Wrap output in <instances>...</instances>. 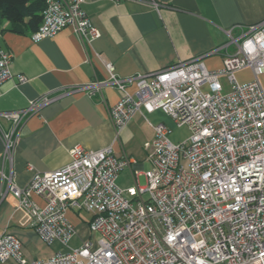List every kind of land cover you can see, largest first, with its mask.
Listing matches in <instances>:
<instances>
[{
  "label": "built area",
  "instance_id": "built-area-1",
  "mask_svg": "<svg viewBox=\"0 0 264 264\" xmlns=\"http://www.w3.org/2000/svg\"><path fill=\"white\" fill-rule=\"evenodd\" d=\"M159 12L160 0H132ZM84 0H47L32 42L71 28L84 47L100 37L83 10ZM236 32V33H235ZM222 67L208 71L203 57L154 73L119 78L105 63L108 78L48 92L20 111L0 113L2 162H11L20 129L31 116L55 101L82 93L91 99L104 87L122 97L110 110L117 133L135 114L161 112L185 140L173 143L163 124L146 123L153 131L150 168L145 185L118 187L129 166L110 147L69 151L64 167L34 173L18 188L0 167V200L10 194L29 218V226L58 250L46 260H26L18 239L0 231V263L17 264H264V21L226 31ZM11 56L0 49V85L11 78ZM248 70L252 80L235 75ZM226 82V90L220 80ZM18 84L26 78L17 76ZM135 86L129 94L126 87ZM205 89V90H204ZM41 198L40 208L31 199ZM89 216V236L78 248L67 213Z\"/></svg>",
  "mask_w": 264,
  "mask_h": 264
},
{
  "label": "crops",
  "instance_id": "crops-1",
  "mask_svg": "<svg viewBox=\"0 0 264 264\" xmlns=\"http://www.w3.org/2000/svg\"><path fill=\"white\" fill-rule=\"evenodd\" d=\"M163 7L156 12L132 0H84L83 10L100 37L84 47L71 28L39 42L31 34H17L0 20V49L11 56V78L0 85V113L25 109L29 102L55 90L85 85L108 78L105 63H110L119 78H133L170 68L177 63L203 57L208 71L222 67L223 54L212 53L226 43V31L264 21V0H160ZM236 33V32H235ZM26 78L18 84L17 76ZM237 76L252 80L248 70ZM238 80V79H237ZM239 81V80H238ZM240 82V81H239ZM241 82V83H244ZM133 94L135 86L126 87ZM122 97L116 88L104 87L88 99L82 93L61 98L29 117L21 126L20 142L12 161L0 167L13 175L16 187L24 188L34 173H48L69 163V151L80 147L96 152L110 147L117 158H127L129 166L117 178L121 189L140 184L150 168L149 150L153 141L151 124L161 123L170 131L173 143L188 136L186 128H176L161 112L135 114L128 125L117 133L110 121V110ZM2 128L6 127L0 122ZM185 130L186 135L180 133ZM177 134V137H176ZM1 191V188H0ZM32 201L42 208L44 202L33 195ZM85 214V213H84ZM81 213L69 211L68 221L76 234L69 245L78 248L89 236ZM7 230L21 244L26 260L49 259L59 245H46L29 226V218L7 194L0 200V231ZM0 264H17L9 260Z\"/></svg>",
  "mask_w": 264,
  "mask_h": 264
},
{
  "label": "trees",
  "instance_id": "trees-1",
  "mask_svg": "<svg viewBox=\"0 0 264 264\" xmlns=\"http://www.w3.org/2000/svg\"><path fill=\"white\" fill-rule=\"evenodd\" d=\"M47 0H0V20L17 34H32L41 24Z\"/></svg>",
  "mask_w": 264,
  "mask_h": 264
},
{
  "label": "rangeland",
  "instance_id": "rangeland-1",
  "mask_svg": "<svg viewBox=\"0 0 264 264\" xmlns=\"http://www.w3.org/2000/svg\"><path fill=\"white\" fill-rule=\"evenodd\" d=\"M237 79L240 81V82H244V80L246 79V77H240V76H237ZM221 81V83L223 84V87H224V89L226 90V82L224 81V80H220ZM205 90V89H204ZM180 135H181V137H183V136H185L186 135V132H185V130H182L181 131V133H180ZM176 137H177V134H176ZM145 185V183L143 182V180H140V184H139V186H144ZM81 219H83V220H86V214H84V213H81ZM68 219V218H67ZM71 224L73 223V225H76L77 223H80V222H82L80 219H72L71 221H69Z\"/></svg>",
  "mask_w": 264,
  "mask_h": 264
}]
</instances>
